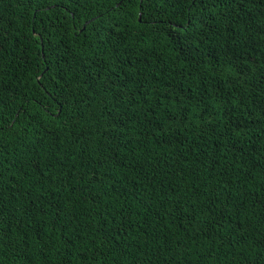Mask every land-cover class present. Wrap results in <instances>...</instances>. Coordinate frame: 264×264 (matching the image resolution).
Masks as SVG:
<instances>
[{
    "label": "trees",
    "instance_id": "trees-1",
    "mask_svg": "<svg viewBox=\"0 0 264 264\" xmlns=\"http://www.w3.org/2000/svg\"><path fill=\"white\" fill-rule=\"evenodd\" d=\"M0 264H264V0H0Z\"/></svg>",
    "mask_w": 264,
    "mask_h": 264
}]
</instances>
